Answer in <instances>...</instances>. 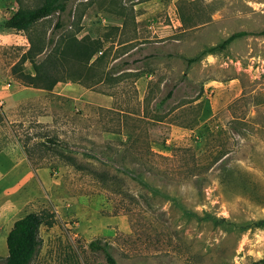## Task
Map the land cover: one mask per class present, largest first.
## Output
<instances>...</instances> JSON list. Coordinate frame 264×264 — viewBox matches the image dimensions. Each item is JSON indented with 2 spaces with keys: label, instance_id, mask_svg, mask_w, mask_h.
Returning <instances> with one entry per match:
<instances>
[{
  "label": "rangeland",
  "instance_id": "rangeland-1",
  "mask_svg": "<svg viewBox=\"0 0 264 264\" xmlns=\"http://www.w3.org/2000/svg\"><path fill=\"white\" fill-rule=\"evenodd\" d=\"M42 1L0 0V138L42 174L6 197L7 225L55 214L31 264H112L93 240L116 264L264 257V227L242 231L264 217V0H69L31 32L89 33L99 58L90 78L53 89L12 73L30 40L4 26ZM240 30L251 33L188 65ZM11 225L0 227V264Z\"/></svg>",
  "mask_w": 264,
  "mask_h": 264
},
{
  "label": "trees",
  "instance_id": "trees-1",
  "mask_svg": "<svg viewBox=\"0 0 264 264\" xmlns=\"http://www.w3.org/2000/svg\"><path fill=\"white\" fill-rule=\"evenodd\" d=\"M68 1L43 0L34 7H25L20 4L17 10L4 21V26L7 28L17 31H28L30 46L22 54L19 61L12 66V73L23 83L35 87L53 89L59 81L64 79L82 80L90 78L92 65L99 57L92 62L91 60L100 50V45L89 33L82 37L68 33L61 40L56 41L53 36L46 39L43 35L35 36L31 32L33 27L45 17L54 12H64ZM57 26H62L60 20H58ZM249 33L251 32L247 30L233 32L223 41L205 47L198 54L187 58L188 65L200 60L207 53H215L226 49L237 38ZM259 33L264 34V29ZM51 44H54V48L46 52L47 46ZM42 54L44 55L39 57ZM26 61L32 63L33 71L24 70L23 64ZM200 218L212 219L216 224L227 221L226 217L217 218L210 213H206ZM54 222L55 214L48 209L31 211L16 219L7 235L8 255L3 264H31L42 245L41 226H52ZM258 227H264V217L251 221L248 226L243 225L242 231ZM90 245L94 249H102L108 260L112 264H116V260L112 256L107 243L101 244L99 240H93ZM252 264H264V257L254 261Z\"/></svg>",
  "mask_w": 264,
  "mask_h": 264
},
{
  "label": "crops",
  "instance_id": "crops-1",
  "mask_svg": "<svg viewBox=\"0 0 264 264\" xmlns=\"http://www.w3.org/2000/svg\"><path fill=\"white\" fill-rule=\"evenodd\" d=\"M36 171L29 155L24 150H19L18 142L13 143L12 141L5 145L0 138V227L2 229L8 226L7 223L12 217L11 210L3 208L4 200L34 178L42 184V174L39 170ZM15 220H12L11 224ZM10 229H7L4 237L7 238Z\"/></svg>",
  "mask_w": 264,
  "mask_h": 264
}]
</instances>
